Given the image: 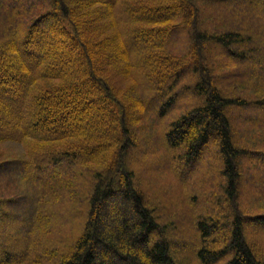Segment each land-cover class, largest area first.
<instances>
[{
  "label": "trees",
  "instance_id": "16d2710c",
  "mask_svg": "<svg viewBox=\"0 0 264 264\" xmlns=\"http://www.w3.org/2000/svg\"><path fill=\"white\" fill-rule=\"evenodd\" d=\"M234 1L245 0H0V143L26 148L24 159L0 161V188L15 190L0 193V264H264L260 189L248 203L239 192V164L260 168L264 150L234 140L229 117L264 101L224 84L235 78L227 62L262 66L252 34L217 14ZM109 65L131 78L129 102L104 76ZM136 111L162 130L183 186L203 161L217 174L201 198L182 193L191 251V235L135 184Z\"/></svg>",
  "mask_w": 264,
  "mask_h": 264
},
{
  "label": "rangeland",
  "instance_id": "374dc122",
  "mask_svg": "<svg viewBox=\"0 0 264 264\" xmlns=\"http://www.w3.org/2000/svg\"><path fill=\"white\" fill-rule=\"evenodd\" d=\"M215 9L218 10L217 14L219 13L222 20L226 22V28H239L243 34H252L249 38H252V41L248 43L247 46L250 49L249 51H253L255 48L257 50L256 53L259 52L256 58L259 62L261 61L262 66H255L257 62L252 59H249V62L245 63V65L236 64V62H227L228 64L225 71L234 74L235 78L230 81L225 80V78L224 84L229 89L238 85L243 91L240 92V90L237 89L235 92L242 93L249 102L259 98H263L261 101H264V7L258 2L253 3L251 0H245L243 2L234 1L231 6L227 7L215 6ZM99 28L104 29L103 27ZM90 35L92 39L97 40L106 36V33L102 34L101 37H98L94 33ZM116 71L115 66L109 65L107 73L103 74L104 76L107 75L106 77H108L113 89H115V94H118L120 98L124 97V99L128 101L131 99L130 96L132 92H134V90L131 89L132 80L129 77L126 78L120 75L118 71ZM100 95L104 98L102 91H100ZM245 110L247 111H241L235 108V111L229 114L233 127L231 131L233 139H239L238 143L248 150H264V108L255 107L252 103L250 107L245 108ZM93 111L94 110L88 108L82 112V115L87 119ZM132 113L133 115L130 117L132 138L135 139L136 142L138 141L137 147L134 148V152L130 156L132 160L134 159L133 164L136 175H138L135 184L143 187L146 195H153L152 199H154L157 210L163 211L162 213L160 212V214L163 216L164 222H173L176 226H181L187 234L191 235L184 238V240L186 239V248H188L186 250L191 251L195 235L193 227L190 225L192 223L188 224V221L190 220L189 214L192 209L187 205V201H184L186 199L183 198L182 193L184 190L192 187L193 194L198 195L200 198L204 196L207 187L212 186L210 183L214 179L216 173L214 171L215 169H210V172H213L212 175L208 174V172H206V163L203 161L200 163L201 166L193 170V174L191 173L190 175L188 174L189 176H185L190 186H183L181 181H178V177L169 170V162L166 161L167 149H165L166 147H164L163 140L160 137L162 130L155 131L151 126V123H155V121H153V116H149L145 111L142 113L144 115H142L141 118L139 117L140 114L138 111ZM89 124L97 125L98 123L97 120L90 119ZM61 126L62 124L58 127ZM101 148L107 149L108 147L102 145ZM107 150L110 154H113L111 148ZM210 151H212V148ZM25 157L26 148L24 149V146L20 143L16 141L0 143V161L4 159L13 160V158L24 159ZM211 162L215 165V163H218V159L212 158ZM249 163L252 162L248 161L243 162L242 165L239 164L240 168L244 169L247 176V178L241 177L239 180L241 185L239 191L241 200L242 203H248L249 199L247 194H253L254 190L260 189L258 193L261 197L256 200L254 199L253 208L256 211L264 212V164L262 163L260 168H258L255 163ZM215 177L217 178V174ZM214 181H216V179ZM4 182L12 186L9 181ZM193 185L197 187H193ZM251 188L252 190L248 192V189ZM10 190V187H1L0 193L9 195L11 194L9 192H15L14 189L12 191ZM202 204V209L207 210L208 204H206V202ZM108 214L112 215L110 213ZM219 229L220 228L217 230L219 231ZM255 237L259 238L261 235L255 234Z\"/></svg>",
  "mask_w": 264,
  "mask_h": 264
}]
</instances>
